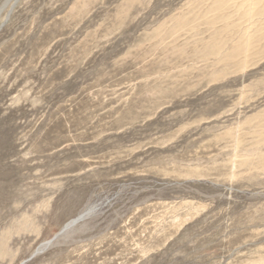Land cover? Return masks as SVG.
<instances>
[{"label":"rangeland","instance_id":"374dc122","mask_svg":"<svg viewBox=\"0 0 264 264\" xmlns=\"http://www.w3.org/2000/svg\"><path fill=\"white\" fill-rule=\"evenodd\" d=\"M23 263L264 264V0H0Z\"/></svg>","mask_w":264,"mask_h":264},{"label":"water","instance_id":"95a60500","mask_svg":"<svg viewBox=\"0 0 264 264\" xmlns=\"http://www.w3.org/2000/svg\"><path fill=\"white\" fill-rule=\"evenodd\" d=\"M84 215L80 216L79 218H77L72 224H68L66 227L63 228V230L57 235V236H61L62 234H65L68 229H70L72 226H74L76 223L80 222L81 220H83ZM56 239V238H54ZM54 239L52 241L49 242H45L43 243L37 250L36 252L31 256V258L29 260H32L33 258H35L36 256L42 254L43 252H45L53 243ZM24 264V263H23Z\"/></svg>","mask_w":264,"mask_h":264},{"label":"bare ground","instance_id":"6f19581e","mask_svg":"<svg viewBox=\"0 0 264 264\" xmlns=\"http://www.w3.org/2000/svg\"><path fill=\"white\" fill-rule=\"evenodd\" d=\"M87 212H88V214H89V212H90V209H89Z\"/></svg>","mask_w":264,"mask_h":264}]
</instances>
